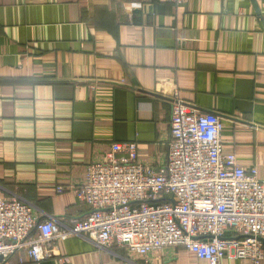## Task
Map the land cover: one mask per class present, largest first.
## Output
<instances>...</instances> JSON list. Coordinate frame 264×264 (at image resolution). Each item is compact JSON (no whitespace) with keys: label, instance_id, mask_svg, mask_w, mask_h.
Listing matches in <instances>:
<instances>
[{"label":"crops","instance_id":"0c3cea01","mask_svg":"<svg viewBox=\"0 0 264 264\" xmlns=\"http://www.w3.org/2000/svg\"><path fill=\"white\" fill-rule=\"evenodd\" d=\"M175 94L219 118L223 153L264 181V0H0V197L29 204L39 222L83 220L89 207L56 188L77 185L111 143L133 142L139 161L161 167ZM56 254L208 264L183 248L105 251L85 236L57 241Z\"/></svg>","mask_w":264,"mask_h":264},{"label":"built area","instance_id":"2783aa9c","mask_svg":"<svg viewBox=\"0 0 264 264\" xmlns=\"http://www.w3.org/2000/svg\"><path fill=\"white\" fill-rule=\"evenodd\" d=\"M178 6L186 0H165ZM165 162L152 168L137 159L133 142L111 143L81 170L70 190L90 213L61 228L39 222L32 207L0 197V264L17 255L20 264L56 259V244L85 236L95 247L139 258L183 248L208 264L223 258L264 261V181L223 153L221 121L197 114L175 94Z\"/></svg>","mask_w":264,"mask_h":264},{"label":"water","instance_id":"95a60500","mask_svg":"<svg viewBox=\"0 0 264 264\" xmlns=\"http://www.w3.org/2000/svg\"><path fill=\"white\" fill-rule=\"evenodd\" d=\"M258 241H260L262 244H264V239L259 238ZM1 262V259H0Z\"/></svg>","mask_w":264,"mask_h":264},{"label":"trees","instance_id":"16d2710c","mask_svg":"<svg viewBox=\"0 0 264 264\" xmlns=\"http://www.w3.org/2000/svg\"><path fill=\"white\" fill-rule=\"evenodd\" d=\"M263 247H264V244H263ZM9 261L11 260V258L10 259H8ZM8 263V262H7Z\"/></svg>","mask_w":264,"mask_h":264}]
</instances>
